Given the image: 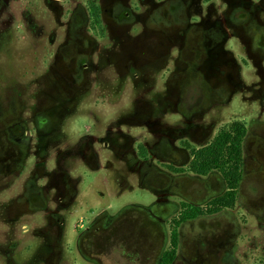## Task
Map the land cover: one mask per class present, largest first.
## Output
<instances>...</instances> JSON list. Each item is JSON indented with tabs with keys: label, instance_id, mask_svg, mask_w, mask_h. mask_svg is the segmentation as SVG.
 I'll return each mask as SVG.
<instances>
[{
	"label": "rangeland",
	"instance_id": "obj_1",
	"mask_svg": "<svg viewBox=\"0 0 264 264\" xmlns=\"http://www.w3.org/2000/svg\"><path fill=\"white\" fill-rule=\"evenodd\" d=\"M92 5L99 8L98 25ZM12 101L23 108L30 144L41 133L46 150L61 154L50 179L58 186L43 195H60L65 175L76 188L69 210L60 211L67 225L57 231L43 215L39 237L27 233L19 244L18 223L3 220L17 218L1 205L17 195L18 181L3 170L8 161L1 155L10 146L1 138L0 264H117L101 232L78 238L91 216L87 209L115 215L125 205L149 207L163 197L206 209L225 183L217 171L192 175L185 145L202 147L236 120L247 133L235 203L183 224L175 264H264V0H0L1 120ZM187 106L192 113H181ZM113 116L121 118L127 154H138L140 165L141 151L156 156L149 162L153 174L142 175L127 159L94 154L100 145L83 135L99 139ZM179 167L184 174L169 171ZM210 190L219 191L204 194ZM170 211H155L166 218L163 227L135 211L137 243L150 246L152 258L169 248L170 220L179 215ZM26 215L32 228L36 215Z\"/></svg>",
	"mask_w": 264,
	"mask_h": 264
},
{
	"label": "flooded vegetation",
	"instance_id": "obj_2",
	"mask_svg": "<svg viewBox=\"0 0 264 264\" xmlns=\"http://www.w3.org/2000/svg\"><path fill=\"white\" fill-rule=\"evenodd\" d=\"M117 12L119 11V6L116 5L115 8ZM127 15V13H125ZM117 19L120 20V16H117ZM197 52V49L194 50V56ZM86 66V65H84ZM162 99L170 98V96H162ZM181 100H185L184 97L181 98ZM10 110V113L5 115V117L2 114V117L4 119H0V141L1 138L4 140V145L10 146V150L6 151V153L1 156H3L4 160L8 161L6 162V166L3 168V170H7L9 174H11V177H16L18 181V192L15 197H13L10 201L4 202L1 207L5 210H11L9 214L14 212L15 210L17 218H11V217H5L3 220L9 222L16 221L19 225V236L18 241L19 244L26 243V234L32 233V236L34 238L39 237L41 232V219L44 215V219H47L53 226H56L55 229L58 231L57 226L67 225V219L65 215L60 211L69 210L70 205L73 204V193H75L76 186H73L67 181V175L64 176L62 181V192L59 195L58 191H55V194L51 195L49 198L43 195L44 188L51 187L53 184L55 185V189L58 186L57 181L54 179L52 182L50 179L53 176L57 177L56 170L58 169V160L61 154H57L58 149H55L54 153H50V149L52 147H49L46 150L47 143L44 142L43 134H38V137L36 139L32 140L34 141V144H30L31 141V130L27 128L25 122L23 121L22 116V110L20 106L17 105L16 101H12L10 103V106L8 107ZM192 106H187V110H181V113H192ZM184 111V112H183ZM1 114V113H0ZM116 114V112L114 113ZM189 118V116H188ZM112 119L114 120V123H112L113 126H104L103 124V130L101 133V137L99 139H96L94 136L89 134L90 132L84 133V139L86 141L89 140V142L93 145L94 143H98L100 145L99 151L95 148H92L94 150L95 155H100V151H103V157L111 155L114 159H127L129 164L131 165L133 169L135 167H139L142 171V175H151L153 174L156 169L155 166L152 163H149L152 159H154L156 156H151L149 159L145 158L147 155L144 154V152L141 151L140 159L141 162L136 159L138 157V154H127V151L122 147L120 140L122 139V133L120 127H117L119 122L121 121V118H117L116 116H113ZM186 121V120H185ZM191 122V121H186ZM41 126H45L47 124V121H41ZM51 133V132H49ZM165 140V139H163ZM89 143V144H90ZM55 146V145H54ZM188 149L190 160L192 159L191 149H196L194 147H189L188 144L185 145ZM199 148V147H198ZM34 151H33V150ZM107 152V155L105 152ZM133 151V150H132ZM31 152H33L31 154ZM93 154V155H94ZM82 155L85 156L83 153ZM44 157V158H43ZM31 159V165H28V159ZM50 158V160H49ZM49 161V176L47 175V178H43L42 171L47 172L48 168L45 166L46 162ZM134 165V166H133ZM101 167V166H99ZM169 171L177 174H184L185 171H181V167L177 168H171ZM211 173V172H209ZM208 173V174H209ZM7 175V177L9 176ZM192 175L200 176L197 174H194L191 172ZM26 175L30 177L26 181ZM206 176V175H205ZM69 177V176H68ZM146 176H144L145 178ZM184 179V176H182ZM42 178L44 181H42ZM70 178V177H69ZM71 179V178H70ZM225 183V182H224ZM200 187V185H198ZM208 187H210V183L207 184ZM226 187V184H225ZM220 190V189H219ZM216 190V191H219ZM215 190L210 191H204V194L206 193H214ZM203 194V193H202ZM161 196H164L165 193H161ZM205 197V196H204ZM12 201L15 202L14 207L11 203ZM185 202V201H182ZM182 202L177 204L174 201H168L163 198H158V200L150 205L149 207H143V206H134V205H125L123 208H121L117 214L110 215L108 211L105 208L102 207H89L87 210L90 212L91 216L88 218V222L84 230L78 235V238L80 236H87L88 232L91 229H94L96 232H101V237L103 243V247L106 248L107 246L110 247V250H108L109 254L117 260V264H165V261H163V255L168 250L167 247L162 249L161 252L156 255L154 258H152L153 251L150 248L141 247L137 241L138 237L136 235V226H137V213H135L136 210L142 211L146 213V216L148 218L147 221H154V222H160L161 227H163L164 222L166 220L165 217L160 216L157 212V210L164 208L165 206H169L171 208L170 215L179 212L178 217L171 219V224H175L174 222L180 217L181 215V209H182ZM188 203L197 206V203H195L193 200L188 201ZM12 207V208H11ZM29 210L30 214H33L34 222L32 223V228H26L25 222L26 220V212ZM41 210H44L43 214L40 212ZM93 211V212H92ZM7 212V211H6ZM7 213V214H8ZM70 214V213H69ZM13 216V215H10ZM69 216V215H68ZM196 219V218H195ZM193 220V219H189ZM189 220H185L184 222L179 223L177 226V232H178V248H177V254L178 251L181 249V227L184 223H186ZM99 225V226H97ZM13 230V229H12ZM163 231V229H162ZM164 232V231H163ZM166 243V240H162L160 242V247L163 246V244ZM168 244H169V238H168ZM153 246V245H152ZM39 241H35L34 248L35 250L39 249ZM147 248V249H146ZM176 254V256H177ZM177 257H175L174 261L171 264H175ZM20 264H30V262L25 261L20 262Z\"/></svg>",
	"mask_w": 264,
	"mask_h": 264
},
{
	"label": "trees",
	"instance_id": "obj_3",
	"mask_svg": "<svg viewBox=\"0 0 264 264\" xmlns=\"http://www.w3.org/2000/svg\"><path fill=\"white\" fill-rule=\"evenodd\" d=\"M94 24L99 23V8L91 6ZM247 133L246 126L241 121H232L226 127L218 131L215 137L208 144L191 149L192 159L187 170L194 174L205 176L211 171H217L222 176L226 190L212 198L207 203V208L182 203L181 215L174 222L169 248L163 255L165 264H171L175 257L178 245L177 226L180 221L195 219L204 214H214L223 209L232 208L237 194V188L241 181V167L243 162L242 143ZM184 171V169H181Z\"/></svg>",
	"mask_w": 264,
	"mask_h": 264
}]
</instances>
